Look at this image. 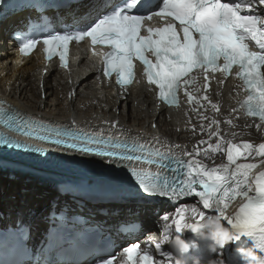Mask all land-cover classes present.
<instances>
[{"label":"snow or ice","instance_id":"snow-or-ice-1","mask_svg":"<svg viewBox=\"0 0 264 264\" xmlns=\"http://www.w3.org/2000/svg\"><path fill=\"white\" fill-rule=\"evenodd\" d=\"M262 8L264 0H119L118 3L108 0L90 24L77 30L50 32L42 44L47 59L58 57L60 65L67 68L70 45L88 38L94 52L96 45L109 47V51L99 53L103 73L109 78L115 73L116 82L121 87L133 82L134 61L138 60L147 82L157 89L162 102L177 104L178 93L183 87L189 104L207 101L216 111H219L218 106L208 95L194 96L187 91L189 84L196 80L192 73L195 70L203 75L204 88L207 89L208 79L214 73L229 76L235 70L248 93L241 106L248 116L258 118L261 123L256 127L259 128L264 127V15L259 11ZM153 19L163 22L162 25H152ZM38 43L40 41L27 38L20 48L21 54H31ZM200 115L202 120L208 119L203 113ZM0 123L86 155L112 161H143L169 168L180 177L178 183L176 179L161 177L147 169L133 167L129 171L147 196L170 199L198 196L204 209L219 213L215 216L219 224L213 235L220 246L225 245L222 241L227 232L236 237L247 235L253 237L255 251L264 257V170L254 172L258 167L256 163L238 162L253 154L264 157V142L235 143L232 139H225L221 135L220 121L214 118L207 126L209 139L199 141L200 145L207 147H193L191 151L182 150L181 154L161 153L137 142L129 144L83 131L53 127L21 117L15 110L3 107H0ZM226 123L232 124V120ZM212 138H215L214 143L210 142ZM0 145L41 151L39 147L3 134H0ZM216 153L225 155L226 162L209 167L203 159L197 158L210 159ZM237 199L240 202L230 211V205ZM185 209L178 210V218L173 220L175 229L191 227L197 230L195 225L184 223ZM191 212L201 219L205 217L196 206L191 207ZM163 219L168 221L169 217ZM221 221H226L227 226ZM167 239L165 234L160 242L155 243L156 251H160L161 244ZM123 253L127 264H169L172 260L161 252L166 259L158 261L150 250H141L137 244L124 248ZM114 259L97 258L94 264H114Z\"/></svg>","mask_w":264,"mask_h":264},{"label":"bare ground","instance_id":"bare-ground-1","mask_svg":"<svg viewBox=\"0 0 264 264\" xmlns=\"http://www.w3.org/2000/svg\"><path fill=\"white\" fill-rule=\"evenodd\" d=\"M27 12L12 13L0 21V100L7 105L46 120L75 121L83 126L116 128L131 136H143L161 142L180 154L182 150L191 151L193 147H207L200 145L199 141L209 139L207 126L213 118L220 121L221 135L225 139H232L235 143L264 142V127H256L260 122L244 118L236 107L242 92L238 82L232 77H211L207 89L194 88L195 96L208 95L211 102L217 104L219 111L212 109L211 104L203 100L200 104L185 103L181 108L170 111L164 107L155 110L152 93L142 85L133 86L129 89V95L117 98L109 88L96 90L83 69L79 72L54 69L43 73L42 61L36 53L18 65L12 45L5 41V31L19 24V20ZM75 86L76 95L69 98L68 94H72ZM233 109L236 111L233 112ZM201 113L208 119L202 120ZM229 119L232 124L226 123ZM233 133L236 134L234 137ZM210 142L214 143L215 138ZM197 158L212 166L226 162V156L220 153L218 156L212 154L210 159L200 156ZM261 161H264V157L253 154L247 160L242 158L238 162L256 163L258 167L253 171L259 172L264 170V163ZM55 196L56 192L51 183L0 171V210H9L12 213L19 210L33 215L41 211L43 214L47 211L43 207ZM112 206L123 208V211L131 207L138 212V218L144 221L148 229L154 226L155 219L159 221L166 213L174 212L164 203L150 205L143 200ZM184 206H187L184 223L197 227V231L191 227L183 228L186 236L211 238L199 232L209 217L197 218L191 212L193 205L181 203L180 209H184ZM178 210L175 211L173 219L178 218ZM35 222L39 225L42 223L39 219H35ZM221 223L227 226L225 221ZM202 231L207 233L208 230ZM169 243L167 241L168 245Z\"/></svg>","mask_w":264,"mask_h":264},{"label":"water","instance_id":"water-1","mask_svg":"<svg viewBox=\"0 0 264 264\" xmlns=\"http://www.w3.org/2000/svg\"><path fill=\"white\" fill-rule=\"evenodd\" d=\"M0 156L11 163L22 166L21 169H3L0 171L7 172L10 170L18 175L33 180H50L53 183H61L66 182L71 178H75L90 187L99 184H108L106 182L112 183L116 181V178L112 173L103 174L98 171H94L93 169L75 166L63 167L61 166L63 164L62 161H47L44 163V160L34 155L22 153L17 150L0 147Z\"/></svg>","mask_w":264,"mask_h":264},{"label":"clouds","instance_id":"clouds-1","mask_svg":"<svg viewBox=\"0 0 264 264\" xmlns=\"http://www.w3.org/2000/svg\"><path fill=\"white\" fill-rule=\"evenodd\" d=\"M219 224V220L216 217H209L208 222L205 224L204 228H202L199 232L201 235H207L210 236L211 239L217 242L215 236L213 235L216 226ZM222 227V225H221ZM203 229H207V233L203 232ZM181 231V230H179ZM197 231V230H195ZM240 237H236L235 234L231 232H227L225 235V238L223 239V244H227L229 242L238 240ZM168 240V239H167ZM166 240V241H167ZM164 241V242H166ZM255 241V240H254ZM174 247L176 250L180 253H183L187 251L188 245L179 237L177 236L173 241H172ZM256 247V241L251 247H240L237 250L241 253V256L243 260L246 262V264H264V257H260L259 254L255 251ZM179 264H184L183 259L177 258ZM199 264V262H197ZM219 264H223L222 261H219Z\"/></svg>","mask_w":264,"mask_h":264},{"label":"rangeland","instance_id":"rangeland-1","mask_svg":"<svg viewBox=\"0 0 264 264\" xmlns=\"http://www.w3.org/2000/svg\"><path fill=\"white\" fill-rule=\"evenodd\" d=\"M219 153H216L214 154V156H218ZM256 159V158H255ZM186 204H189V205H195L193 202L189 201V202H186ZM198 216V215H197ZM207 217H212V216H207ZM197 218H200L199 216Z\"/></svg>","mask_w":264,"mask_h":264}]
</instances>
